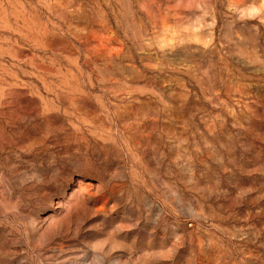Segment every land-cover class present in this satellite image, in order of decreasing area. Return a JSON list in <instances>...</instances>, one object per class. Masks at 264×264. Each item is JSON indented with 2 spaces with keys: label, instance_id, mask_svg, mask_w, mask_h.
<instances>
[{
  "label": "rangeland",
  "instance_id": "1",
  "mask_svg": "<svg viewBox=\"0 0 264 264\" xmlns=\"http://www.w3.org/2000/svg\"><path fill=\"white\" fill-rule=\"evenodd\" d=\"M0 264H264V0H0Z\"/></svg>",
  "mask_w": 264,
  "mask_h": 264
}]
</instances>
